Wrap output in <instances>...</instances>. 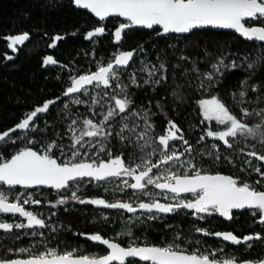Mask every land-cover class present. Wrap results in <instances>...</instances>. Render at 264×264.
Wrapping results in <instances>:
<instances>
[{
    "label": "trees",
    "instance_id": "trees-1",
    "mask_svg": "<svg viewBox=\"0 0 264 264\" xmlns=\"http://www.w3.org/2000/svg\"><path fill=\"white\" fill-rule=\"evenodd\" d=\"M121 23L124 21L118 17L98 21L82 9L73 8L71 0H0V133L14 128L36 107L55 101L48 112L34 118L35 130L17 129L16 132H10L15 143L7 138L0 142V155L4 159H10L24 147L40 151V146H46L51 141L57 145H65L71 141L68 131L70 119L79 122L95 113L94 120L99 121L102 101L111 102L103 96L105 89L102 86L90 89L87 95L81 97L86 103H69V97L63 94L71 83L70 78L97 71L116 52L136 50L133 62H130L127 69L120 70L121 81L129 85L128 92L134 101V110L150 112V122L155 125L153 135L164 134L168 120L175 121L192 146L189 158L198 168L205 172L231 175L241 182L253 184L258 190H264V178L254 171L259 167L264 172V161L247 155L253 150L264 154V147L257 140L249 139L247 142H233V147L228 148L222 141L207 137L208 124L198 104L200 99L215 95L237 115L244 107L250 111L264 108V61L256 63L252 69L248 68V63L264 56V45L244 41L234 33L209 29L193 30L187 35L169 34L155 38L156 28L151 31L129 28L122 33L121 41L117 42L114 33ZM258 23L247 21V25ZM97 27H104L105 34L88 39L87 33ZM24 33L28 34L29 39L17 45L16 51L8 47L9 41L5 39L7 36ZM56 36L63 39L55 40ZM53 43L55 47L51 46ZM9 56L12 59H8ZM48 56H52L57 63L46 65L44 61ZM221 58L225 65L235 61L237 67H221L220 73H216L212 65L217 64ZM141 61L150 65L163 62L167 69L163 74L168 76V80L155 87L144 84L143 80L147 76L140 71ZM193 67L199 71H193ZM133 72L136 73L140 87L130 83L129 76ZM209 72L213 74L212 81H207L202 75ZM202 80L205 85L203 88L200 87ZM245 80L247 84L244 83ZM253 86L260 87L253 91ZM174 90L181 95V99L172 95ZM106 91L111 93L113 89ZM241 91H245L246 95L244 103L238 104ZM93 97L100 104L93 105ZM157 102L163 111L157 107ZM65 104H68L67 109ZM258 120L259 117L256 116L246 118L249 125H255ZM111 126L115 132L119 124L113 121ZM202 136L203 140L200 139ZM27 139H31V142ZM173 143L178 152H183L187 147L181 141ZM106 147L113 155L121 152L125 157L139 155L135 146L122 143L115 135L106 142ZM92 151H89L88 156ZM53 154H57L56 150H53ZM186 154L189 153H185L183 157ZM216 155H219V160L215 158ZM100 158L107 157L101 153ZM156 159L153 157L154 161ZM247 161H251V165ZM257 180H261V184L256 185ZM0 187L8 189L6 185ZM13 190L17 191L18 188ZM37 190L32 197L39 199L41 203L24 207L44 218L48 227L41 230L35 227L0 230V259L28 257L29 253L19 252L21 248H28L33 254L44 251L46 247L55 248L61 253L74 251L76 255L103 252L101 247L81 240V233H98L125 246L133 238L138 243L157 246L175 242L189 251L199 249L201 252H215L217 258L225 256L252 260L264 256V242L252 241V247L248 248L246 245L224 244L221 237L195 231L200 228L210 233L232 232L238 237L256 233L264 236V224L256 222L258 215L235 212L233 219L226 220L216 214H205V219L201 220L190 210L181 209L168 214L155 213L156 219H148L153 214L144 210L133 214L121 209L81 204L70 199L74 188L59 193L46 188ZM77 195L84 199L103 198L109 202L119 199L133 202L134 205L150 199L139 194L134 197L131 189L120 191L112 182H101L99 185L96 182H82ZM160 195L156 199L161 203H170L168 196L163 193ZM62 196L69 197L67 202L57 204ZM22 218L20 222L26 223V218L19 214H0V221L7 223ZM125 228L131 229L132 237L120 235ZM33 232L38 234L32 235ZM196 241L200 243L197 244ZM137 264L146 263L137 261Z\"/></svg>",
    "mask_w": 264,
    "mask_h": 264
},
{
    "label": "snow or ice",
    "instance_id": "snow-or-ice-1",
    "mask_svg": "<svg viewBox=\"0 0 264 264\" xmlns=\"http://www.w3.org/2000/svg\"><path fill=\"white\" fill-rule=\"evenodd\" d=\"M74 3L78 7L90 9L102 21L108 17H123L128 23H121L116 28L114 36L117 42L121 41L122 33L133 26H143L148 29L158 26L161 30L158 34H188L195 29L205 27L232 29L248 41L264 42V0H74ZM249 20L259 23L248 26L246 22ZM103 34H105V28L97 27L94 31L87 33V38L92 39ZM5 39L9 41L8 47L16 51V46L23 44L29 39V36L24 33L10 35ZM60 39L63 37H55V40ZM51 46L55 47V44L53 43ZM135 55L136 50L121 51L114 54L106 64H101L97 71L80 75L78 78L71 77V83L66 88L64 96L74 97L77 93L86 95L88 86H102L105 89L103 96L107 97L111 104L106 111L100 113L99 121L91 118L84 119L83 126L79 128L76 127L78 123L76 119L71 121L68 131L74 141L71 145L73 151L64 160L53 154V149H60L61 155H64L62 146L55 142L49 144L43 151L24 147L16 151L10 159H4L0 155V185H7L9 188L19 185L25 189L45 186L57 190L58 193L74 188L71 191L70 199L77 200L81 204L121 209L133 214L144 210L153 214L148 216V219H156L155 213L168 214L187 209L201 220L205 219V214H219L221 217L231 220L234 210L248 209L251 215H259V223L264 224V190H258L253 184L241 182L231 175L205 172L198 168L192 160H181L185 153L190 154L193 149L175 121L168 120L164 134L153 135L155 125L150 122V112L134 110V101L128 92L129 85L121 81L120 70L127 69ZM7 58L12 59L11 56ZM181 59H186V57H181ZM260 61H264V56L248 63V68H254ZM44 63L47 65L57 62L52 56H48ZM141 65L140 71L146 73L147 76L143 80L144 84L155 87L159 86L162 81L168 80V76L163 74L167 71L163 62L159 65H150L146 61H141ZM221 67L235 68L237 64L233 61L230 65H225L221 58L217 64L212 65L216 73H220ZM193 71L199 70L193 67ZM202 75L207 81L213 80L211 72ZM129 79L131 85L141 86L135 72L130 74ZM244 83L247 84V81L245 80ZM204 86L202 80L200 87ZM257 87L260 86H253V91ZM107 89H113V91L109 93L106 91ZM172 95L181 99V95H178L175 90ZM245 95V91L239 93L241 99L237 101L238 104L244 103ZM71 102L74 104L86 103L79 98H75ZM54 103L55 101L45 102L42 106L36 107L32 112L26 114V117L14 128L0 133V142L6 141L7 138L15 143L10 132H16L17 129L35 130L34 118L38 114L48 112L50 105ZM92 103L96 105L100 104V101L94 98ZM198 104L205 120L215 121L216 125L222 126V130L209 129L206 132L207 137L222 141L228 148L233 147V141L247 142L249 139L257 140L264 147V108L250 111L244 107L237 115L222 99L215 95L209 99H200ZM64 107L67 109L68 104H65ZM157 107L163 111L159 102H157ZM252 116L259 117L255 125H249L246 122V118ZM117 118L119 119L117 120ZM113 121H117L119 124L115 132L111 126ZM113 135L118 137L122 143L135 146L139 155L125 157L123 152L113 155L106 147V142ZM86 137L89 138L87 141ZM200 139L203 140L204 136ZM175 141H181L187 146L183 152H178L175 149L173 143ZM85 144L89 149L98 146V150L92 158L88 157L87 152L81 151ZM77 145L80 147L77 148ZM213 147L215 148L216 145ZM101 153H104L107 158H99ZM247 155L264 161V154H259L255 150L248 152ZM154 156H158V161L153 160ZM215 158L219 160L220 157L216 155ZM247 163L251 165V161H247ZM177 165L186 166V171L181 173L174 170ZM254 171L264 178V172H261L259 167H256ZM124 177L131 178V181L134 182H130ZM113 180L120 181L116 186L120 191L132 189L134 197L138 194L147 196L150 198L149 201H140L134 205L133 202L119 199L109 202L103 198L84 199L77 195L82 182L89 184L96 182L99 185L101 182L107 183ZM255 184H261V180L255 181ZM149 186H153L161 192L174 194L168 199L174 200L175 203H161L159 199H156L159 193L149 191ZM182 193H190L194 199H181L180 194ZM68 198L62 196L57 204H65ZM32 203L40 204L41 201L33 199L31 195L24 199L18 195L10 200L6 192L0 191V213L19 214L27 221L26 223L0 221V230L48 227L46 220L39 214L25 209L24 205ZM195 231L202 232L204 235L221 237L224 241H230L235 245L244 244L248 248L252 247L250 243L252 241L264 242V236L259 233L245 235L241 238L232 232L210 233L206 229L200 228H196ZM37 234L36 232L32 233V235ZM39 235H43V233H39ZM80 235L106 245L109 249L108 254L102 256L76 255L74 251L61 253L55 248H45L44 251L33 254L30 249L21 248L19 252L29 253L28 258L0 259V264H137V261L147 262V264H264V259L238 260L236 257H231L220 260L215 258V252H201L199 249L189 251L175 242L157 246L141 244L133 238L125 246L113 239L104 238L98 233H81ZM120 235L132 237V231L125 228ZM195 243L199 244L200 242L196 241Z\"/></svg>",
    "mask_w": 264,
    "mask_h": 264
},
{
    "label": "rangeland",
    "instance_id": "rangeland-1",
    "mask_svg": "<svg viewBox=\"0 0 264 264\" xmlns=\"http://www.w3.org/2000/svg\"><path fill=\"white\" fill-rule=\"evenodd\" d=\"M116 54H117V52H116ZM89 88H93V89H96L97 87H93V86H91V87H88V92H87V94L89 93V91H91ZM86 94V95H87ZM94 94H96V93H94ZM85 94H82V95H75L74 97H69V99H68V101L67 102H69V103H72L71 102V100H73V99H75V98H79V99H81V100H83L81 97L82 96H84ZM93 99H94V97H93ZM98 99V98H97ZM204 99H209V98H204ZM102 104L104 105V107H102V108H100V112H99V115H100V113H102V112H104V111H106V109H107V107L111 104V102H108V101H102ZM201 113H202V111H201ZM202 116H203V114H202ZM89 118H91V119H95L96 117H95V113L91 116V117H89ZM85 119H88V117H86ZM101 119V117L99 118V120ZM73 119H70V121L68 122V125L71 123V121H72ZM84 120V119H83ZM83 120L82 121H79L78 123H77V125H76V127L77 128H79V127H82L83 126V124H82V122H83ZM96 121V120H95ZM206 122H207V124H208V130L209 129H212V130H222V126H218V125H216V123H215V121H207V120H205ZM78 134V133H77ZM70 138H71V141H69L68 143H66L65 145H61L62 146V148H63V153H64V155H61V151H60V149H53V150H56V152H57V154H56V156L57 157H59L61 160H64V159H66L68 156H70L71 155V153H72V151H73V149L71 148V145L74 143V141H73V139H72V135H71V133H70ZM89 138H85V140L87 141ZM27 141L28 142H31V139H27ZM233 142H235V141H233ZM51 143H53V141H51V142H48L47 144H46V146H40V151H43L49 144H51ZM80 146L79 145H77V148H79ZM22 149V148H21ZM93 151H92V153L90 154V156H88L89 158H92L93 156H94V154L96 153V151L98 150V146H97V148H91ZM91 149H89V147H88V145L87 144H85V147L83 148V149H81V151L82 152H87L88 154L90 153L89 151L91 150ZM154 157H156L157 159V161H158V156H154ZM188 157V158H187ZM190 154H186L185 155V157H181V160H190ZM100 158V157H99ZM162 168L164 167L163 165L161 166ZM174 170H178L179 172H181V173H183V172H185L186 171V166L185 167H180L179 165H177L176 166V169H174ZM154 171H156V170H154ZM124 179H127L126 177H124ZM109 183H111V182H109ZM112 183H114L115 184V186H117L119 183H120V181L119 180H113L112 181ZM0 191H4V192H6L8 195H9V199L10 200H13L16 196H18V195H20L21 196V199H24V198H27L29 195H33V193L34 192H38V190H37V188H34V189H32L31 191H29V190H27V189H21V190H18V191H14L12 188H8V189H5V188H2V187H0ZM149 191H152V192H154V193H159V195L158 196H156V198H158V197H161V195H160V192H158V190H156L153 186H149ZM21 194H23V195H21ZM166 196H168L167 194H165ZM146 198H149V197H147V196H145ZM169 197V196H168ZM171 197V196H170ZM33 198V197H32ZM168 201H170L171 203H175V201L174 200H170V199H168ZM26 210H28V211H32L33 213H34V211L33 210H31L30 208H27ZM0 214H4V213H0ZM12 216H16V215H18V214H11ZM23 220V218L22 219H20V220H17V219H14L13 220V223H20V221H22Z\"/></svg>",
    "mask_w": 264,
    "mask_h": 264
},
{
    "label": "water",
    "instance_id": "water-1",
    "mask_svg": "<svg viewBox=\"0 0 264 264\" xmlns=\"http://www.w3.org/2000/svg\"><path fill=\"white\" fill-rule=\"evenodd\" d=\"M71 5H72L73 8H76V9L79 8V9H82L83 11L87 12V13L90 14L92 17H94L96 20H98V21H102V20H100L99 17L95 16V14L92 13L90 9H84V8H81V7L76 6L75 3H74V0H71ZM108 18H109V17H108ZM108 18H106V19H108ZM118 18L121 19L122 21H124V23H128L123 17H118ZM106 19H105V20H106ZM249 21H251V20H249ZM254 25H256V24H254ZM254 25H248V26H254ZM131 28L143 29V30H147V31H151V30H153L154 28H156V29H157V32H156L155 35H154L155 38H158V37H164V36H166V35H169V34H158V33L161 32V30L159 29L158 26H157V27H154L153 29H148V28L143 27V26H133V27H131ZM204 29H209V30H213V31H222V32H230V33H234V34H236L238 37H240V38H241L242 40H244V41H247V42H253V41H248V40H246L244 37H242L240 34L236 33L235 30H232V29H221V28L205 27V28H200V29H195V30H204ZM170 34H175V35H187V34H176V33H170ZM188 34H189V33H188ZM255 42L264 45V42H259V41H255ZM77 78H78V77H77ZM65 91H66V90H65ZM63 95H64V94H63ZM212 174H216V173H212ZM220 174H223V173H220ZM223 175H227V174H223ZM130 179H131V178H130ZM132 182H134V181H132ZM15 187L24 188L23 186H19V185H18V186H15ZM40 187H42V188H47V189H51V188H48V187H45V186H36V187H34V188H40ZM29 189H32V188H29ZM54 190H55V189H54ZM156 190L161 191V190H159V189H156ZM182 194H185V193H182ZM244 210H246V209H244ZM234 211L239 212V211H243V210H234ZM4 214H5V213H4ZM6 214H12V213H6ZM258 223H259V219H258ZM94 234H96V233H94ZM80 238L83 239V240H86V241L90 242L91 244H94V245H100V246H102L104 249H106V250L109 252V249L107 248L106 245H103V244H101V243H99V242L91 241L90 239H87L86 236H83V235H80ZM108 252H107L106 254H108ZM106 254H104V255H106ZM17 258L25 259V258H28V257H15V258H13V259H17ZM263 259H264V258H263ZM143 263H147V262H143Z\"/></svg>",
    "mask_w": 264,
    "mask_h": 264
},
{
    "label": "flooded vegetation",
    "instance_id": "flooded-vegetation-1",
    "mask_svg": "<svg viewBox=\"0 0 264 264\" xmlns=\"http://www.w3.org/2000/svg\"><path fill=\"white\" fill-rule=\"evenodd\" d=\"M247 23V22H246ZM250 25H253V24H250ZM88 87H91V86H88ZM89 89H93V88H89ZM81 93H77V94H75V95H80ZM66 97H68V96H66ZM127 179H129L130 180V182H132L131 181V179L130 178H128V177H126ZM7 186V185H6ZM8 188H9V186H7ZM18 188V190H21V189H25V188H20V187H14V188H12V189H17ZM40 188H42V187H40ZM32 189H34V188H32ZM32 189H27V190H29V191H31ZM39 189V188H38ZM47 189V188H46ZM17 190V191H18ZM53 191H57V190H54V189H52ZM132 190V189H131ZM160 193H163V194H167L169 197L170 196H173L174 194H172V193H167V192H161L160 191ZM180 198L181 199H194V197L192 196V194H190V193H185V194H180ZM171 203V202H170ZM26 209V208H25ZM191 211V210H190ZM192 212V211H191ZM236 211H233V213H235ZM242 212H245V213H247V214H250V210H248V209H246V210H243V211H239V212H236V213H242ZM6 214V213H5ZM11 215V214H10ZM219 218H223V219H226V218H224V217H221L219 214H216ZM251 215V214H250ZM258 219H259V215L257 216V220H256V222L258 223ZM227 220V219H226ZM261 224V223H260ZM262 225V224H261ZM35 228H38V229H45V228H39V227H35ZM245 236V235H244ZM79 238H80V236H79ZM242 238V237H241ZM81 239V238H80ZM81 240H83V239H81ZM220 240V239H219ZM83 241H86V240H83ZM222 241V240H221ZM88 242V241H87ZM222 242H224V244H232L230 241H229V243H228V241H222ZM91 244V243H90ZM220 244V243H219ZM92 246H99V247H101V249H102V253H100V254H97L96 252L95 253H85V254H83V255H88V256H102V255H104V254H106L108 251L106 250V249H104L102 246H100V245H94V244H91ZM241 245H244V244H241ZM46 248H48V247H46ZM44 250V249H43ZM216 259H220V260H223V259H228V258H226L225 256L224 257H221V258H217V257H215ZM264 258V256H262V257H259V258H255V259H252V260H258V259H263ZM246 260H250V259H246ZM138 262H140V261H138ZM140 263H143V262H140ZM147 264V263H146Z\"/></svg>",
    "mask_w": 264,
    "mask_h": 264
}]
</instances>
